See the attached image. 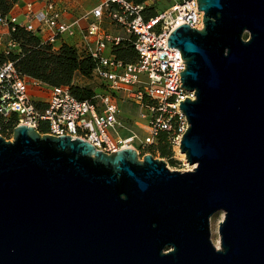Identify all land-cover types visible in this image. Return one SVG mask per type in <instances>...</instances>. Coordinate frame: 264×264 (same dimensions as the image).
Listing matches in <instances>:
<instances>
[{
	"label": "water",
	"instance_id": "water-1",
	"mask_svg": "<svg viewBox=\"0 0 264 264\" xmlns=\"http://www.w3.org/2000/svg\"><path fill=\"white\" fill-rule=\"evenodd\" d=\"M196 1L203 29L167 40L192 170L20 126L0 138V264H264V0Z\"/></svg>",
	"mask_w": 264,
	"mask_h": 264
},
{
	"label": "built area",
	"instance_id": "built-area-1",
	"mask_svg": "<svg viewBox=\"0 0 264 264\" xmlns=\"http://www.w3.org/2000/svg\"><path fill=\"white\" fill-rule=\"evenodd\" d=\"M167 1L173 5L148 20L142 17L144 5L125 0H101L82 17L92 19L81 32V48L96 62L90 79L99 84L90 99L78 100L68 87L49 88L19 74L12 62L0 63V138L12 141L13 131L20 126L37 131L44 127L45 134L81 139L105 154L131 148L140 156L157 145L161 133H168L171 144L179 147L188 129L180 102L194 100V94L181 87L180 73L185 70V62L178 49L168 48L167 40L181 25L202 30L203 13L197 10L196 0ZM24 15L22 23L16 17L0 15V55L5 58L17 51L9 38L16 28L53 45L63 35L73 36L79 23H62L61 13L52 3L43 11H35L34 5L28 3ZM103 19L122 29L126 39L133 38L134 63H124L111 54L112 48L125 38L107 33L102 28ZM108 47L110 51L106 53ZM45 89L48 94L44 99L32 94L33 90ZM115 99L138 109V119L148 123L144 139L121 120ZM136 126L141 128L139 121Z\"/></svg>",
	"mask_w": 264,
	"mask_h": 264
},
{
	"label": "trees",
	"instance_id": "trees-1",
	"mask_svg": "<svg viewBox=\"0 0 264 264\" xmlns=\"http://www.w3.org/2000/svg\"><path fill=\"white\" fill-rule=\"evenodd\" d=\"M125 1L136 6L144 5L142 17L145 20L154 18L159 14V10H156L154 5H148L150 0ZM17 2L18 0H0V15H9ZM9 38L17 45V51L6 58L0 55V63L12 62L19 74L37 80L49 88L68 87L78 100H87L93 96V89L72 85L76 77L91 78L96 68V62L84 51H79L68 45H62L58 50H55L53 45L43 43L39 36L28 33L22 28H16L14 32L10 33ZM111 54L124 63H134L136 54L133 38L122 40L119 45L112 48ZM38 132L45 134L46 129L44 127L39 128ZM170 140V134L161 133L157 145L148 148L146 153L150 155L158 153L161 158H168L170 156L169 150L172 148ZM171 164L174 163L171 162Z\"/></svg>",
	"mask_w": 264,
	"mask_h": 264
},
{
	"label": "rangeland",
	"instance_id": "rangeland-1",
	"mask_svg": "<svg viewBox=\"0 0 264 264\" xmlns=\"http://www.w3.org/2000/svg\"><path fill=\"white\" fill-rule=\"evenodd\" d=\"M89 2L91 3L92 6H97L100 4L101 0H89ZM148 5H154L156 7V10H159V12L160 11L162 12L164 10L169 9L173 5V2L167 1V0H151V2H149ZM102 28L109 34L119 35L124 38L127 37V35L122 29L115 27L107 19L104 22V24H102ZM106 51H107L106 53H109L110 47H108ZM72 85L74 87L96 90L98 87L97 85L99 84L96 82H92L90 78L84 79L81 77H76ZM44 92L33 90L32 94L35 97L44 99L46 98V94H48V89H45ZM115 102L121 111V115H120L121 120L126 124V126L130 127V129H133V131L138 135V137L141 140L144 139L147 133L146 125L148 123L138 119V109L128 104L127 102H122L117 99H115ZM137 121H139L141 128L136 126ZM169 153H170V156L168 158H161V156L158 153H153L151 155L155 159L163 160L167 164V167L169 168V170L171 171H178V172L184 173V172H188L192 170V167H190L187 164L185 160V156L180 153L179 147H177V144L172 145V148L169 150ZM148 154L149 153H145V154L143 153L140 156L143 157ZM171 162H173L174 164L172 165ZM223 219H224L223 212H217L211 217V220H210L211 241L214 246L217 240L218 239L220 240L219 233H218V227H219V224L223 221ZM219 247H220V242H219Z\"/></svg>",
	"mask_w": 264,
	"mask_h": 264
},
{
	"label": "crops",
	"instance_id": "crops-1",
	"mask_svg": "<svg viewBox=\"0 0 264 264\" xmlns=\"http://www.w3.org/2000/svg\"><path fill=\"white\" fill-rule=\"evenodd\" d=\"M28 3L34 5L35 11H43L48 4H54L56 10L61 13V22L65 24H72L79 20L78 25L74 28V35H63L58 38L53 44V48L58 50L62 45L72 46L79 51L81 48V32L87 28L92 19L82 20V17L91 12L97 6H92L89 0H18L16 5L9 13L10 16L16 17L19 22H25V6ZM106 19H103L102 24ZM119 36V35H114Z\"/></svg>",
	"mask_w": 264,
	"mask_h": 264
},
{
	"label": "bare ground",
	"instance_id": "bare-ground-1",
	"mask_svg": "<svg viewBox=\"0 0 264 264\" xmlns=\"http://www.w3.org/2000/svg\"><path fill=\"white\" fill-rule=\"evenodd\" d=\"M219 242H220V240L218 239L217 240V242L215 243V247L218 249V247H219Z\"/></svg>",
	"mask_w": 264,
	"mask_h": 264
}]
</instances>
